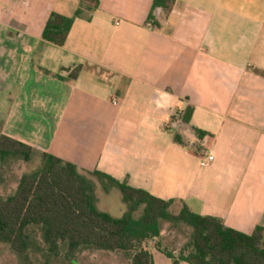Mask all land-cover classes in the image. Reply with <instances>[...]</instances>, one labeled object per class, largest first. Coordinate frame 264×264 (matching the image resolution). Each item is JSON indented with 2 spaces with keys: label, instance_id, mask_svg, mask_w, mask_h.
<instances>
[{
  "label": "crops",
  "instance_id": "crops-1",
  "mask_svg": "<svg viewBox=\"0 0 264 264\" xmlns=\"http://www.w3.org/2000/svg\"><path fill=\"white\" fill-rule=\"evenodd\" d=\"M153 4L98 0L58 47L46 24L81 0H0V136L252 235L264 228V0H176L154 21Z\"/></svg>",
  "mask_w": 264,
  "mask_h": 264
},
{
  "label": "trees",
  "instance_id": "trees-1",
  "mask_svg": "<svg viewBox=\"0 0 264 264\" xmlns=\"http://www.w3.org/2000/svg\"><path fill=\"white\" fill-rule=\"evenodd\" d=\"M175 2L154 0L150 19L154 21L158 9L170 12ZM97 8L98 0H81V8L72 18L53 13L43 40L63 47L76 19L85 10L94 12ZM80 69L71 74L73 79ZM193 111L192 107L186 109L183 122H191ZM175 141L184 145L179 135ZM36 155L41 157V167L24 174L12 195L0 196V244L8 245L21 264H34L33 254L42 255L44 264H77L78 256L89 250L123 253L131 264H155L145 245L162 237L164 225L191 231L179 258L156 246L174 264H264L263 227L246 235L227 228L219 218L195 214L186 205L175 213L174 200L158 199L98 171L82 173L71 163L0 136L1 162H30ZM99 188L106 195L114 190L120 193L124 208L119 216L98 207ZM37 231L42 242L37 239Z\"/></svg>",
  "mask_w": 264,
  "mask_h": 264
},
{
  "label": "rangeland",
  "instance_id": "rangeland-1",
  "mask_svg": "<svg viewBox=\"0 0 264 264\" xmlns=\"http://www.w3.org/2000/svg\"><path fill=\"white\" fill-rule=\"evenodd\" d=\"M1 131V120H0ZM41 167V157L36 155L30 162L22 160L0 161V196L6 198L12 195L17 187L20 178L24 174H28L38 170ZM100 199L98 207L112 215L119 216L124 208L120 193L116 196L107 197L98 193ZM179 206H174L173 211L178 212ZM191 231L188 228L173 229L170 225H164L162 237L149 241L145 247L148 250H154L157 245H161L162 249L173 254L175 258H179L181 250L189 242ZM37 239L42 242L40 232H36ZM32 260L34 264H44L45 260L40 254H33ZM0 264H21L19 257L6 244H0ZM55 264H64L56 262ZM77 264H131V260L123 253H110L89 250L78 256Z\"/></svg>",
  "mask_w": 264,
  "mask_h": 264
},
{
  "label": "built area",
  "instance_id": "built-area-1",
  "mask_svg": "<svg viewBox=\"0 0 264 264\" xmlns=\"http://www.w3.org/2000/svg\"><path fill=\"white\" fill-rule=\"evenodd\" d=\"M114 104H116V102H114ZM214 160L215 158L212 155H207V157H205L203 160V165L209 166Z\"/></svg>",
  "mask_w": 264,
  "mask_h": 264
}]
</instances>
